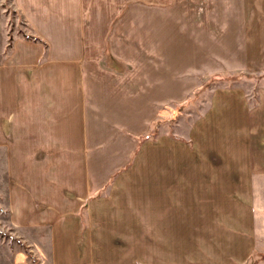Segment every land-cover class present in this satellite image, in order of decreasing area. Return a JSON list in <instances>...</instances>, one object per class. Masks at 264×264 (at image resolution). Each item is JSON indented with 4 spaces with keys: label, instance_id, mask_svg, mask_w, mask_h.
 <instances>
[{
    "label": "crops",
    "instance_id": "0c3cea01",
    "mask_svg": "<svg viewBox=\"0 0 264 264\" xmlns=\"http://www.w3.org/2000/svg\"><path fill=\"white\" fill-rule=\"evenodd\" d=\"M15 3L44 39L0 61L6 207L34 263L133 262L142 241L169 263L248 259L264 84L219 83L185 135L140 137L217 72H264V0Z\"/></svg>",
    "mask_w": 264,
    "mask_h": 264
},
{
    "label": "rangeland",
    "instance_id": "374dc122",
    "mask_svg": "<svg viewBox=\"0 0 264 264\" xmlns=\"http://www.w3.org/2000/svg\"><path fill=\"white\" fill-rule=\"evenodd\" d=\"M155 1L158 2L159 0ZM17 35L35 40H44L38 33L34 32V27L25 19L15 0H0V61L13 46V39ZM35 36H38V39ZM219 83L224 85L239 83L251 91H256L259 86L264 84V72L247 70L217 72L206 84L193 91L188 100L168 105L169 112L166 111L165 116H162L152 126V132L157 135L165 131L185 135L194 119L207 108L211 89ZM2 153L0 151V264H35L26 242L21 239L9 218L6 207L7 179ZM257 208L254 250L250 257L241 264H264V192L258 195ZM138 247V253H133V256H131L136 261L124 260L122 264H192L190 262H174L173 259L170 263L165 262L162 245H156L152 248L142 241ZM198 254L206 256L204 253ZM131 257L130 255H124V258H128V260ZM171 258H173V254Z\"/></svg>",
    "mask_w": 264,
    "mask_h": 264
},
{
    "label": "trees",
    "instance_id": "16d2710c",
    "mask_svg": "<svg viewBox=\"0 0 264 264\" xmlns=\"http://www.w3.org/2000/svg\"><path fill=\"white\" fill-rule=\"evenodd\" d=\"M37 39H38V36H35ZM154 124L155 123H153L152 124V126H154ZM156 136V133H154V132H148V133H146V134H144V135H142L141 137H140V141L142 142L143 140H145V139H148V138H153V137H155Z\"/></svg>",
    "mask_w": 264,
    "mask_h": 264
}]
</instances>
